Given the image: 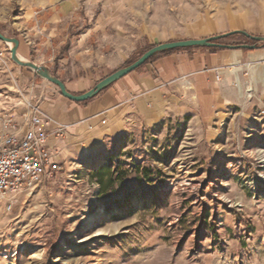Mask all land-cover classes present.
<instances>
[{"label":"rangeland","instance_id":"obj_1","mask_svg":"<svg viewBox=\"0 0 264 264\" xmlns=\"http://www.w3.org/2000/svg\"><path fill=\"white\" fill-rule=\"evenodd\" d=\"M261 12L264 0H0V33L92 88L153 46L261 24ZM8 49L0 41V64H14ZM240 91L221 112L192 106L127 129L0 200V264H264V78Z\"/></svg>","mask_w":264,"mask_h":264},{"label":"crops","instance_id":"obj_2","mask_svg":"<svg viewBox=\"0 0 264 264\" xmlns=\"http://www.w3.org/2000/svg\"><path fill=\"white\" fill-rule=\"evenodd\" d=\"M259 15L264 18V12ZM235 30L264 37V19L261 24L241 19L239 25L235 22L208 26L187 39H205ZM20 46L21 42L17 49L20 60L45 67L56 76L51 66L33 61L25 50L20 52ZM262 77L264 49L249 52L192 48L147 62L97 97L75 103L64 99L56 87L29 69L2 61L0 116L12 117L26 130L30 109L35 107L42 112L45 122L39 131L47 135L48 147L61 165L92 157L106 142L127 129L158 124L166 116L183 113L192 106L221 112L239 99L241 85L258 86ZM57 78L68 93L80 95L91 89L86 76Z\"/></svg>","mask_w":264,"mask_h":264},{"label":"built area","instance_id":"obj_3","mask_svg":"<svg viewBox=\"0 0 264 264\" xmlns=\"http://www.w3.org/2000/svg\"><path fill=\"white\" fill-rule=\"evenodd\" d=\"M44 122L35 107L27 115L26 130L12 117L0 116V200L35 190L59 173L60 163L48 147L47 135L39 131ZM6 204L10 210L12 204Z\"/></svg>","mask_w":264,"mask_h":264},{"label":"water","instance_id":"obj_4","mask_svg":"<svg viewBox=\"0 0 264 264\" xmlns=\"http://www.w3.org/2000/svg\"><path fill=\"white\" fill-rule=\"evenodd\" d=\"M239 35L246 40H248L251 45H228L224 44L223 41L231 37ZM0 41L5 45L10 44L8 52H10V60L18 67L27 68L32 71L38 78L43 79L45 82H48L50 85L58 89L59 95L62 96L67 101H72L75 103H86V101L91 100L100 94L101 91L107 89L108 87L115 84V82L121 80L122 78L129 75L131 72L138 70L143 67L147 61L150 59L160 56V54L175 50H190L192 48L199 49H227L230 51L244 50L249 51L264 49V37L254 36L248 34L245 31L235 30L227 33H223L217 36H211L205 39H190V40H181L175 42H166L161 43L151 47L149 50L145 51L139 58L130 63V65L116 70L114 73L104 77L97 83L93 88L89 89L83 94L75 95L68 93L65 85L60 81L56 76H52L45 67L36 66L35 64L29 61H22L18 58L17 49L19 47V40L15 38H7L0 33Z\"/></svg>","mask_w":264,"mask_h":264},{"label":"trees","instance_id":"obj_5","mask_svg":"<svg viewBox=\"0 0 264 264\" xmlns=\"http://www.w3.org/2000/svg\"><path fill=\"white\" fill-rule=\"evenodd\" d=\"M149 50V49H148ZM210 50H212V51H215L216 49H210ZM147 51V50H146ZM178 51H189V50H175V51H170V52H165V53H162V54H160V56H162V55H167V54H172V53H175V52H178ZM144 54V53H143ZM160 56H157V57H154V58H152V59H150L149 61H147V62H150V61H152V60H154V59H156V58H159ZM146 62V63H147ZM145 66V65H144ZM140 69V68H139ZM104 171H107V170H105V169H103ZM102 170V171H103ZM107 172H109V171H107ZM113 183V181H112V179H111V176H109L108 177V179H107V182L106 183H102V182H98V186H100V190H101V192H103V191H105L106 190V188L108 187V185H111Z\"/></svg>","mask_w":264,"mask_h":264},{"label":"bare ground","instance_id":"obj_6","mask_svg":"<svg viewBox=\"0 0 264 264\" xmlns=\"http://www.w3.org/2000/svg\"><path fill=\"white\" fill-rule=\"evenodd\" d=\"M9 45V47H10V44H8Z\"/></svg>","mask_w":264,"mask_h":264}]
</instances>
